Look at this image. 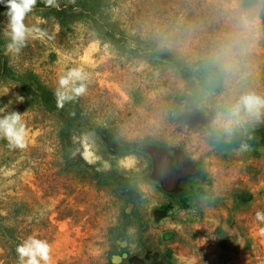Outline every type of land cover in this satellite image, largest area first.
I'll return each mask as SVG.
<instances>
[{
  "label": "rangeland",
  "instance_id": "rangeland-1",
  "mask_svg": "<svg viewBox=\"0 0 264 264\" xmlns=\"http://www.w3.org/2000/svg\"><path fill=\"white\" fill-rule=\"evenodd\" d=\"M85 1L127 42L107 38L88 12L34 9L26 24L52 39L30 38L19 55L5 48L16 73L33 72L51 92L82 69L86 91L49 110L0 79V108L23 113L29 133L23 150L0 138V264H17L16 246L29 236L50 242L52 264H264V224L255 219L264 211V140L250 136L264 127V109L239 124L229 116L241 95L264 97L262 0ZM200 57L220 67L219 92L180 74L179 62ZM181 100L185 112L174 119ZM67 114L78 115L72 126ZM97 125L115 136L118 153L91 130ZM240 137L247 142L228 146ZM152 146L165 148L176 170L182 149L197 172L165 190Z\"/></svg>",
  "mask_w": 264,
  "mask_h": 264
},
{
  "label": "clouds",
  "instance_id": "clouds-1",
  "mask_svg": "<svg viewBox=\"0 0 264 264\" xmlns=\"http://www.w3.org/2000/svg\"><path fill=\"white\" fill-rule=\"evenodd\" d=\"M45 8L60 9L58 0H41ZM7 9L5 16L7 23L4 36L7 38L6 48L12 55H19L31 39H52L47 30L36 25L26 24V18L36 8L38 0H0ZM74 4L75 0H68ZM43 10V9H41ZM86 76L82 69L74 68L57 80V87L53 91V97L57 108H63L64 104L73 101L86 91L83 81ZM81 81L77 86L76 82ZM17 103H22L24 97L15 96ZM13 101H9L10 105ZM8 105L0 108V138L8 142L10 148L23 150L28 146V129L23 120V113L18 111H6ZM264 109V97L255 93L241 95L229 109V116L233 123L239 124L245 118L258 119L261 110ZM247 150V145L242 146ZM84 159L92 163L91 153L85 150ZM255 219L264 224V211H256ZM259 234L264 236V227L259 228ZM17 264H52V245L46 239L29 236L16 246Z\"/></svg>",
  "mask_w": 264,
  "mask_h": 264
},
{
  "label": "trees",
  "instance_id": "trees-1",
  "mask_svg": "<svg viewBox=\"0 0 264 264\" xmlns=\"http://www.w3.org/2000/svg\"><path fill=\"white\" fill-rule=\"evenodd\" d=\"M256 0H244V5H251ZM59 11H68V10H80L83 12H88L91 17L94 19L95 23L100 26V28L104 31V34L107 38L111 39L114 42L119 44H124L127 42V38L123 35L117 34L108 24H106L99 13H97L95 7H91L86 4L85 0H75L74 4H70L67 2L61 3ZM6 7L3 3H0V13L5 10ZM36 10L44 9L51 13H56L57 10L55 8H45L41 2L38 0L36 5ZM260 18L264 20V0H262L261 8H260ZM7 44V39L4 38L0 32V79L9 78L14 79L18 82L19 88L21 91L30 93L37 97L49 110H59L55 105V100L53 97V92L49 89L43 87L36 78V75L31 71H25L21 74L15 72L11 64L8 62L7 57L5 55V48ZM170 58L175 59V54L173 52L166 53ZM178 69L180 74L185 79L194 78L203 88L213 91L219 92L224 85V77L220 67L210 58L200 57L197 58L190 66L186 65L182 62L178 63ZM78 117V115H65L64 119L68 126L73 125V119ZM91 130L96 134L101 140L104 142L105 146L111 153H118L121 149L118 144L115 136L105 127L102 126H93ZM250 136L252 138L264 140V127L257 128L250 131ZM247 140L245 137H240L236 140L230 141L228 146H237L240 144L246 143ZM199 176L202 180H207V175L204 170H199ZM238 198H242L244 200H248L249 197H243L241 194L237 195ZM126 214V213H125ZM133 215L138 217L136 210L134 209L132 212ZM127 216H129L127 214Z\"/></svg>",
  "mask_w": 264,
  "mask_h": 264
},
{
  "label": "water",
  "instance_id": "water-1",
  "mask_svg": "<svg viewBox=\"0 0 264 264\" xmlns=\"http://www.w3.org/2000/svg\"><path fill=\"white\" fill-rule=\"evenodd\" d=\"M185 101L181 100L177 110L172 111L171 116L177 119L181 116L184 110ZM194 109L190 108L187 110L189 113H193ZM151 154L153 163L156 171L160 175L162 187L165 190H172L176 188L179 179L184 178L188 174L197 172L195 166L190 161V159L185 155L182 149H177L174 151L176 158L178 159V164L180 166L179 170H176L171 164V158L167 155V151L163 147L152 146ZM166 211L164 209H155L153 215L155 218L165 216ZM125 243L122 242V245ZM125 256V254H123ZM120 258V257H118ZM129 260L136 264H141L142 262L137 260L135 257H130Z\"/></svg>",
  "mask_w": 264,
  "mask_h": 264
},
{
  "label": "flooded vegetation",
  "instance_id": "flooded-vegetation-1",
  "mask_svg": "<svg viewBox=\"0 0 264 264\" xmlns=\"http://www.w3.org/2000/svg\"><path fill=\"white\" fill-rule=\"evenodd\" d=\"M194 166H196V165L194 164Z\"/></svg>",
  "mask_w": 264,
  "mask_h": 264
}]
</instances>
